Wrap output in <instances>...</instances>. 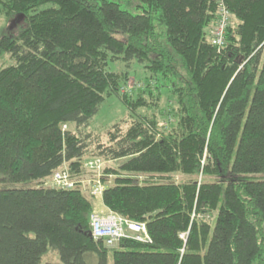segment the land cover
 <instances>
[{"label": "trees", "instance_id": "16d2710c", "mask_svg": "<svg viewBox=\"0 0 264 264\" xmlns=\"http://www.w3.org/2000/svg\"><path fill=\"white\" fill-rule=\"evenodd\" d=\"M220 1L0 0L24 24L0 32V61H13L0 69V264H42L50 250L63 264H264V0H222V50ZM110 60L151 75L135 100L121 95L133 111L166 89L169 122L127 120L105 141L86 131L129 82ZM93 147L90 160L121 162L104 165L97 197ZM62 170L75 187L47 186ZM96 199L146 223L153 243L95 239Z\"/></svg>", "mask_w": 264, "mask_h": 264}, {"label": "rangeland", "instance_id": "374dc122", "mask_svg": "<svg viewBox=\"0 0 264 264\" xmlns=\"http://www.w3.org/2000/svg\"><path fill=\"white\" fill-rule=\"evenodd\" d=\"M122 7L125 10H129L132 13L137 14V10L134 11V9H131L129 5H127L125 2L122 3ZM15 17H8L6 14L0 13V32L11 34V35H17L24 24L21 22H15ZM13 64V61L11 60L10 56H6L4 59L0 61V69L10 66ZM107 71L110 73H129L130 79L128 84L122 87L120 90V93L116 94H110V96L106 97V100L101 105L98 114L91 120L89 127L86 129L88 133H92L93 135L101 138L102 140H106L108 138V134L112 131V129L119 124L124 123L125 121L129 120L132 121V119H137L140 117H148L153 118L155 117L159 123L164 124L168 119L166 117V114L169 113L170 104L169 103V95L164 87L160 88L159 91L162 92V95L159 99L156 97H151L148 94L140 95L144 96V98L150 103L148 107L139 108L136 109V111H133L129 106H127L121 95H131L132 100L136 99L137 94H140V90L147 87V79L151 77L150 73L144 68L143 65L137 63L136 61L131 64L130 67H128L125 63L121 61H112L110 60L108 63ZM152 80V81H151ZM150 80V90L156 94H158V90H156L157 81L155 79ZM142 91V90H141ZM127 127L125 126L123 132H126ZM94 151V147L91 148V151L89 152V156L86 157L85 162L90 160L92 157V153ZM121 162H111L106 164L111 167H118ZM94 173L86 174L87 179H92L94 177ZM90 177V178H89ZM113 177L110 179L108 178L107 186H110L112 182H109V180H112ZM176 181L186 182L188 180H191L193 178L177 175L175 176ZM38 183H31L25 187H37ZM52 185L57 187L50 179L47 182V186ZM105 186V185H104ZM2 187V186H1ZM0 187V188H1ZM96 213H104V212H97ZM215 215H213L211 218H208V222L213 224ZM206 218V217H203ZM42 264H63L60 260V256L57 252H54L50 250L48 254H46L43 258ZM109 264H113L112 258L109 260Z\"/></svg>", "mask_w": 264, "mask_h": 264}, {"label": "built area", "instance_id": "2783aa9c", "mask_svg": "<svg viewBox=\"0 0 264 264\" xmlns=\"http://www.w3.org/2000/svg\"><path fill=\"white\" fill-rule=\"evenodd\" d=\"M219 20L212 31V44L222 50L226 44V35L231 22V13L226 4L221 0L219 3ZM106 163L100 159L86 162L85 167L92 172L100 174ZM99 175L91 188L93 196H101L105 186L101 182ZM52 181L57 187L72 189L75 182L71 179L67 170L56 172ZM92 236L97 240H104L109 248H115L124 239L134 240L144 244H152L146 223L132 221L124 216L107 210L104 213H94L91 217ZM188 233L180 235L186 241Z\"/></svg>", "mask_w": 264, "mask_h": 264}, {"label": "crops", "instance_id": "0c3cea01", "mask_svg": "<svg viewBox=\"0 0 264 264\" xmlns=\"http://www.w3.org/2000/svg\"><path fill=\"white\" fill-rule=\"evenodd\" d=\"M95 204V210L97 212H106L107 208L104 206L102 199H96V201L94 202Z\"/></svg>", "mask_w": 264, "mask_h": 264}]
</instances>
